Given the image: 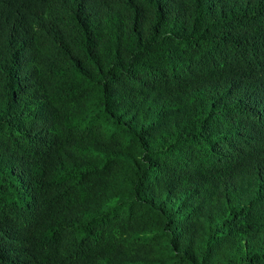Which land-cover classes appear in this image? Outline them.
<instances>
[{"label":"trees","instance_id":"1","mask_svg":"<svg viewBox=\"0 0 264 264\" xmlns=\"http://www.w3.org/2000/svg\"><path fill=\"white\" fill-rule=\"evenodd\" d=\"M0 264H264V0H0Z\"/></svg>","mask_w":264,"mask_h":264}]
</instances>
